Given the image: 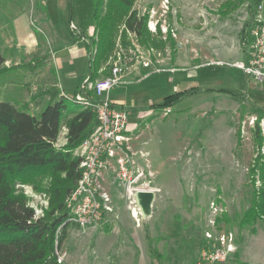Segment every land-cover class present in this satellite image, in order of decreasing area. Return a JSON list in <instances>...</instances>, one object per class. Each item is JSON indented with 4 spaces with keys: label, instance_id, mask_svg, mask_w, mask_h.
<instances>
[{
    "label": "rangeland",
    "instance_id": "rangeland-1",
    "mask_svg": "<svg viewBox=\"0 0 264 264\" xmlns=\"http://www.w3.org/2000/svg\"><path fill=\"white\" fill-rule=\"evenodd\" d=\"M221 2L135 0L133 8L140 15H148L146 26L150 35L164 41L165 46L154 48L155 40L151 39L144 44L121 26L115 49L97 79L106 76L116 62L131 68L124 77L126 84L114 87L109 96L125 104L119 107L126 112L129 152L135 153L137 162L145 164L148 178L158 188L153 214L137 227L126 209L123 189L114 179L113 169H108L104 172L108 183L103 185L117 217L109 216L107 223L98 226L81 227L70 222L58 250L64 255L60 264H191L205 243L207 230L234 234V246L224 264H264V216H258L253 228L238 225L242 212L250 205L252 187L260 185L258 180L253 184L247 173L259 150L254 123L259 115L256 109H264V81L227 65L244 58L240 30L251 17L246 2L227 15L217 12ZM66 6L67 0H0L3 65H20L0 72V101L25 106L29 112L38 114L49 98L43 91L61 88L68 97L80 91L88 74V60L83 40L73 44ZM93 6L94 0H74L71 20L78 30L89 33L90 39ZM159 12L166 13L161 17ZM30 33L37 37L39 48L32 52L18 48L15 45L18 37L24 39ZM169 33L175 43L184 46L180 47L178 59L183 57V50L191 52L196 56L195 62H190L195 68L169 72L161 67L160 72H152L136 83V78L141 77L136 56L139 51L143 56L148 51L151 56L159 54L163 58L161 65L169 62L173 66L172 55L176 56L178 45L172 47L167 39ZM226 39L236 43L230 45ZM212 47L218 49L212 55L213 60L206 55ZM54 48L55 68L47 64L52 60ZM44 54L47 56L40 67L28 70L22 66ZM216 59L226 64H218ZM141 69L142 73L151 70ZM225 90L240 96L234 98ZM86 92L84 96H92L89 90ZM171 96L172 109L164 113L157 105L170 102L167 98ZM156 99L159 102L152 110L137 108V103ZM64 117L69 116L65 113ZM64 124L63 120L59 141H64L66 135ZM260 127L263 142L259 151L264 153V118ZM59 141L56 146H61ZM49 179L37 175L31 181L14 184V190L26 197L38 215L48 209ZM144 208L147 212V206ZM221 215L223 219L217 223ZM210 220L216 229L211 227ZM149 247L161 254V261Z\"/></svg>",
    "mask_w": 264,
    "mask_h": 264
},
{
    "label": "trees",
    "instance_id": "trees-1",
    "mask_svg": "<svg viewBox=\"0 0 264 264\" xmlns=\"http://www.w3.org/2000/svg\"><path fill=\"white\" fill-rule=\"evenodd\" d=\"M73 1L67 0L66 6L70 23ZM134 2L135 0H94L91 39L81 29L71 28L73 39H82L84 42L89 80L96 79L101 69L107 66L105 64L115 49L121 26L144 44L151 39L155 40L154 48L163 49L165 46L164 41L150 35L146 26L148 15H140L133 8ZM245 2L249 17H252L254 7L264 3V0H222L217 12L227 15ZM247 24L246 22L243 26ZM243 34L244 27L240 30L241 40ZM167 39L172 47L176 45L170 33ZM46 56L44 54L43 57L33 58L22 66L34 70L43 64ZM4 62L5 57L0 53V72L20 66H4ZM225 91L234 98L240 96L238 93ZM43 93L49 98L38 114L29 112L25 106L0 101V264H60L56 250H59L66 238L69 225L66 221L69 210L65 200L81 176V159L74 155V149L99 123L95 111L74 98L62 97L58 89L53 88L52 91ZM167 99L170 102L157 106H171L174 99L172 101V96ZM256 111L259 115L255 119L254 135L260 150L263 142L260 120L264 118V109L257 108ZM65 113L69 117H64ZM63 120L67 130L66 141L63 145L56 146ZM237 140L239 144L240 137ZM259 150L253 157L247 174L253 184L258 180L260 185L251 189L250 205L238 220L240 227L253 228L258 216H264V153ZM37 175L50 178L47 187L48 209L41 216L35 214L23 194L14 190V184L31 181ZM222 219L223 215L218 216L217 223ZM107 228L108 226L104 227L105 230ZM149 250L158 261L161 260L162 256L155 248L149 247Z\"/></svg>",
    "mask_w": 264,
    "mask_h": 264
},
{
    "label": "built area",
    "instance_id": "built-area-1",
    "mask_svg": "<svg viewBox=\"0 0 264 264\" xmlns=\"http://www.w3.org/2000/svg\"><path fill=\"white\" fill-rule=\"evenodd\" d=\"M70 27L77 29L72 22ZM242 44L244 58L232 65L244 75L264 81L263 2L254 7V13L244 27ZM136 56H138V64L141 68H151L150 71L144 72L143 77L163 70L157 58L151 56V52L148 51V55L143 56L139 51ZM129 70V66L116 62L110 67L106 76L94 80L86 77L80 91L74 97H68L64 91L60 90L62 97L74 98L77 102L90 107L95 111L99 121L93 132L74 149V155L81 159L79 165L81 176L66 198L69 210L66 220L68 223L75 222L81 227L98 226L114 214L111 196L103 185L104 172L108 169H113L112 175L123 189L127 208L136 225L152 215L154 199L150 204V214L145 216L140 205L139 194L150 192L154 196L157 188L148 178L149 173L145 169V164L137 162L134 157L135 153L130 154L129 152L130 146L126 143L128 138L125 134V109L109 99V92L112 88L126 84L124 77ZM170 70L173 69L170 68ZM87 90L92 93V96L83 95ZM210 224L213 229H216L213 220H210ZM58 230L59 228L56 233ZM234 240L232 232L205 231V243L193 264H224L230 257ZM56 257L57 261L62 263L64 255L58 250H56Z\"/></svg>",
    "mask_w": 264,
    "mask_h": 264
},
{
    "label": "crops",
    "instance_id": "crops-1",
    "mask_svg": "<svg viewBox=\"0 0 264 264\" xmlns=\"http://www.w3.org/2000/svg\"><path fill=\"white\" fill-rule=\"evenodd\" d=\"M167 4H169V1H168V3ZM168 5H167V8H166V12H167V14H168ZM165 12V13H166ZM165 13H162L163 15L165 14ZM166 14V15H167ZM159 15H161V13L159 12ZM163 15H161V17L163 16ZM22 16V15H21ZM17 17H19V15H17V16H15L14 17V20L17 18ZM46 17L48 18V13H47V15H46ZM205 19H207V18H205ZM49 20V19H48ZM50 23V22H49ZM51 25V24H50ZM53 29V28H52ZM92 30V32H90V33H92L93 34V29H91ZM86 35L87 36H89V33H86ZM22 36H20V38L18 37V39H20L19 41H16V43H15V45L19 48V47H22V49L24 48V50H26V51H28V52H32V51H35V49H37V48H39L38 47V39H37V37L36 36H34L32 33H30V35L29 36H26V38H21ZM54 37V36H53ZM53 37H52V39L50 40V41H52V43H53ZM77 40L78 39H74L73 40V44L74 43H76L77 42ZM227 40V39H226ZM223 40H221V42H222ZM228 42H229V44L230 45H232L233 43H236V42H238V44H239V39L237 38L236 39V42H233V41H230V40H227ZM220 42V43H221ZM21 43V44H20ZM9 44V43H8ZM24 44H26V45H24ZM83 44H84V42H83ZM177 45H178V51H177V54H176V56H174L173 57V61H172V65L173 66H169L170 65V63L168 62H166V64H162L161 65V62H162V60H163V58H161L162 56L161 55H159V54H154L152 57L153 58H157V60L159 61V65H161V67H163V69H165L164 71H169V72H171L172 70H170V68H172L173 69V71H175L177 68H184V69H186V67L189 69H193V68H195V66H191V64L192 63H190V62H195L194 60L196 59V56L195 55H193L191 52H185L184 50H183V57H180V59H178V54H179V51L181 52V49H180V47H184L183 45H182V43H180V42H178V43H176ZM180 45V46H179ZM9 46H11V44H9ZM26 46H28V47H26ZM218 47V46H217ZM217 47L215 48V47H212V50L211 51H208L207 53H206V55H207V57L209 58V59H211V60H213V58H212V55H215L216 53H217V51H218V49H217ZM17 49V48H16ZM16 49H13L12 50V53H13V55H15V51H16ZM31 50V51H30ZM239 50L241 51V48H240V44H239ZM55 52H56V49L54 48V49H52L51 50V53H52V60H50V62H48L47 64H48V66L50 67H54L55 68V62H53V59H55ZM83 52L85 53V49H84V46H83ZM0 53H2V52H0ZM182 53V52H181ZM85 56H86V53H85ZM57 60V59H56ZM239 60H241V59H236V60H234V61H232V62H230V63H228L227 65H231L232 67H234L232 64L234 63V62H236V61H239ZM216 63H218V64H226V62H223L222 60H220V59H216V60H214ZM17 64H19V63H12V64H10V65H4V66H11V65H17ZM45 65V64H44ZM134 67V66H133ZM131 69V68H130ZM128 72H130V70L128 71ZM140 72H141V77L140 78H136V80H135V82L136 83H138V82H140L141 80H143V78H146L145 76L143 77V74L144 73H142V69L140 68ZM128 74L126 73V75L125 76H127ZM149 75V74H148ZM147 76V75H146ZM143 77V78H142ZM139 79V80H138ZM55 84L57 85V82H56V80H55ZM118 86V85H117ZM60 90H62V91H64V89H61V88H59ZM113 89V88H112ZM111 89V90H112ZM111 90H110V92H111ZM110 92H109V95H110ZM230 95V94H229ZM231 96V95H230ZM109 98H110V96H109ZM110 100L114 103V104H117V105H125V104H123L121 101H119V100H117V99H111L110 98ZM156 101H158L159 102V100H153L152 102L151 101H149V102H140V103H137L138 105H137V108L139 109L140 108V110H142V111H145V110H147V109H151L152 110V105H154L155 103H156ZM146 105H149L148 107H146ZM162 109V111L163 110H165V112L164 113H167L166 111H169V110H171L172 109V107L171 106H167V107H164V108H161ZM58 141H59V136H58V139H57ZM65 141H66V138H64V141H62V140H60L59 142H60V145H63L64 143H65ZM108 179V178H107ZM105 181V182H104ZM103 181V184L105 183V184H107L108 183V180H104ZM110 181V180H109ZM113 183V182H112ZM152 183V182H151ZM152 185L153 186H155L153 183H152ZM106 188V187H105ZM157 188V187H156ZM157 190H158V188H157ZM157 192V191H156ZM156 192H155V194H154V197H156ZM154 197H153V199H154ZM122 198L124 199V203H125V206H126V209H127V211H128V213H129V216L132 218V216L130 215V212H129V210H128V208H127V205H126V199H125V196H124V193L122 194ZM154 201L155 200H153V206H154ZM112 204H113V202H112ZM113 206H114V204H113ZM114 214L112 215L113 217H117V213H116V210H115V206H114V212H113ZM152 214H153V208H152ZM151 217H152V215H151ZM151 217H149V218H151ZM148 218V217H147ZM147 218H144V219H147ZM133 219V218H132ZM144 219H143V221H144ZM109 220H107L105 223H107ZM133 221H134V219H133ZM143 221L141 222V223H143ZM105 223H103V224H105ZM141 223L139 224V225H136L137 227H139L140 225H141ZM212 227V226H211ZM162 259V258H161ZM161 261V260H160ZM194 262V261H193ZM193 262L191 263V264H193Z\"/></svg>",
    "mask_w": 264,
    "mask_h": 264
},
{
    "label": "water",
    "instance_id": "water-1",
    "mask_svg": "<svg viewBox=\"0 0 264 264\" xmlns=\"http://www.w3.org/2000/svg\"><path fill=\"white\" fill-rule=\"evenodd\" d=\"M153 193H150V192H145V193H140L139 194V198H140V205H141V208L143 210V212L145 213V216H147L148 214H150V204L152 202V199H153ZM148 208V211L146 212L145 211V208L146 207Z\"/></svg>",
    "mask_w": 264,
    "mask_h": 264
}]
</instances>
